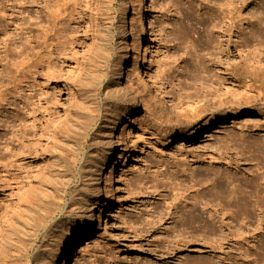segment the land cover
<instances>
[{
    "label": "rangeland",
    "instance_id": "obj_1",
    "mask_svg": "<svg viewBox=\"0 0 264 264\" xmlns=\"http://www.w3.org/2000/svg\"><path fill=\"white\" fill-rule=\"evenodd\" d=\"M109 1V7H101L100 0H0V212L11 196L18 198L14 195V174L18 169L10 175L4 168L6 113L11 110L15 114L11 123L15 130L22 115L18 98L22 62L25 56L29 58L27 63L35 58H48L51 46L47 45L52 42L56 48L52 52L56 57V77L50 88L62 115L78 112L75 124L79 126L61 129L67 132L69 142L58 152L64 161L58 169L66 171L60 173L61 177L69 179L66 187L69 201L72 194L81 197L84 191L81 179L88 168V153L95 154L99 145L95 134L104 136L110 124L108 104L119 103L118 110L126 104L131 107L116 126L113 135L116 148L101 175L100 201L93 205V218L87 231L74 246L72 264H264L261 249L264 220H258L264 216V210L254 209L256 197L250 201L255 216L251 222L228 217L226 226H220L210 216L213 210L206 205L208 195L194 207L197 214L201 213L197 223L186 222L190 196L197 194V189L207 193L210 186L208 189L205 186L209 182L190 188L186 198L173 199L179 197V182L191 185L215 172H228L243 182L264 174L261 156L243 149L242 144L258 142L264 147V86L247 78L245 89L238 75L234 76L233 72L242 68L238 54L242 47H235L240 38L236 34L232 36L231 54L217 53L218 39H213V47L205 45L188 24L192 17L203 19L207 11L205 0H148L153 30L142 40L138 8L131 14L137 19L134 37L131 25L119 21L118 0ZM214 1L219 6L227 0ZM263 1L252 0L245 11L249 20L244 25L248 38L244 50H249L251 71L254 52L264 55ZM72 6L77 9L74 21L69 16ZM54 12L61 17H54ZM257 18L263 25L261 31H257ZM196 20L195 23L199 19ZM102 26L107 30L102 31ZM122 26L132 54L131 64L120 78L114 79V58L123 46L119 42ZM28 27L33 31L25 37L23 28L28 31ZM101 36L105 41L100 44ZM25 38L31 42L25 43ZM99 44L95 55L93 50ZM259 66V71L264 70V57ZM31 70L30 80L36 75ZM146 72L154 76L160 90L151 85ZM42 79L39 77V81ZM117 86V98L107 97L108 88ZM210 87L212 93L204 97L206 88ZM197 92H200L198 99ZM124 93L132 95V100L128 101ZM10 94L14 97L10 98L11 104L4 101ZM243 94L252 100L241 106L238 116L191 134L192 126L205 121L204 117L197 120V111L212 116L217 109H229L227 102ZM190 119L194 121L188 122ZM178 129L183 139L170 140ZM165 133L169 137L165 138ZM35 152L26 161L34 169L43 165L41 154L36 156ZM226 153L230 158L221 160L219 155ZM81 166H85L84 171ZM261 181L264 189V179ZM154 183L158 184L157 190L152 186ZM54 184L55 192L51 186L50 191L30 196V200L55 212L54 207L63 197L62 192L56 191L63 188L61 180ZM105 202L102 213L100 203ZM71 207L66 204L58 217H64L62 213L67 210L73 212ZM58 217L50 224H55ZM15 230L19 242L32 237L26 228ZM43 231L42 228L39 239ZM5 257L6 261L0 260L3 264L16 260L9 253Z\"/></svg>",
    "mask_w": 264,
    "mask_h": 264
},
{
    "label": "bare ground",
    "instance_id": "obj_2",
    "mask_svg": "<svg viewBox=\"0 0 264 264\" xmlns=\"http://www.w3.org/2000/svg\"><path fill=\"white\" fill-rule=\"evenodd\" d=\"M251 1L252 0H227L225 3L218 6V3L214 0H205L204 4L207 11L205 15L203 14V19L197 18V20L199 19L197 21L194 18L197 21L196 23L194 22L195 20L193 17L192 19L194 20V23L191 22L192 19L190 22L188 20L190 29L198 32L200 39L198 40L201 41V43L203 42L205 45L211 47L215 41H213V39H218V43L216 44L218 47L217 53L222 52L224 55L231 54L230 49L232 44H234L232 36L236 34L240 38L239 43H235V47H242V49H239L238 53L241 63V66L239 67L242 68L239 72H233V74L234 76L236 74L238 75V79L242 81V87L245 89L248 88V85L246 84V80L248 79L260 82L261 86H264V70H258L260 67L259 63L263 60L264 55L259 52H254L255 55L252 56L254 70L251 71V65L248 64L250 53L249 50H244L248 45V38L244 25L247 24L249 20L245 11ZM100 2L101 7H109L111 3L109 0H100ZM263 4L262 7L264 8ZM199 5L200 4H198V6ZM72 7L73 8H71V11L69 12L70 21L75 20L77 10L76 6L75 10L74 6ZM150 7L151 3H149L148 0H118L119 21L124 24H130L131 31L134 33L135 37L137 31L135 24L137 23V19L135 20L132 18L131 14L132 10L135 12V8H138L140 12V21H138V24L142 25L141 39L144 40L146 35L152 33L153 30V23L149 17L151 11ZM206 15L207 17H205ZM53 16L56 18L61 17L58 14H55V12ZM186 20L187 19L185 18V22ZM256 21L257 31H261L263 28L262 22L259 18H257ZM25 28H23V33L25 34V37H27L33 30L28 27L29 30L27 31ZM104 30L107 29L102 26V31ZM120 34L122 37L119 42L123 43V46L120 47L119 52H117V57L114 58L116 59L114 64L115 67L113 69L114 79L116 77L120 78L125 70L129 69L131 64L132 54L126 43V30L124 29V26L120 29ZM215 34H217V36ZM258 37L262 38L260 33H258ZM96 40H98V38H96ZM99 41L101 44L102 42L104 43L105 40L101 36ZM26 42L30 43L31 39L25 38V43ZM100 44L96 50H93L95 55ZM224 44L225 47L223 46ZM54 45L55 44L52 42L47 45L51 46L49 49L50 56L48 58H41L39 60L38 58H35L31 63H27V59L29 58L28 56H25L26 60H23L22 62V78L20 79L21 86L18 93V98L21 102L20 113L22 115L18 117L19 125L15 130L11 124L15 114L11 110L6 113V145H4L6 146V161L4 168L10 175L16 172L13 173L15 168L18 169V173L16 172L14 174V178L16 179V191L14 192V195L18 198L14 199L13 196H11L0 212V260H3V262L6 261L4 260V258H6L5 256L8 253L9 255L12 254L16 257V260L14 263L11 262L9 264H72L74 246L84 232L87 231L88 224L93 218V205L100 201V179L105 166L109 162L116 148L115 142L113 141L116 126L122 117L130 112L131 108L126 104L118 110L119 106H121L119 103L111 102L108 104L106 110L109 114L108 120L110 124L104 136H101L97 132L95 134V138H97L96 140L99 145L95 154H92L91 152L88 153V168L86 169V174L83 175L81 179L84 191L81 197L72 194L69 201L68 196L70 194L66 189L69 179L64 176L61 177L60 173L63 172L66 174V171H64L63 168L61 170L58 169V165L64 163L58 152L62 146L69 142L67 132L61 129L67 130V128L74 125L79 126V124H75L78 112L74 111L71 114L66 113L65 115H62L58 109V99L54 90L50 88V82L56 77V67L54 62V58L56 57L52 54L54 49H56L53 47ZM222 46L224 48H222ZM221 62L223 63L222 60ZM221 62L218 61L219 64ZM255 63H258V66H256ZM242 64H244V66H242ZM45 68L46 70L44 71ZM30 70L32 74H36L32 80L28 78ZM145 76H148L151 85H154L160 90V86L153 75L146 72ZM39 77H43V79L39 81ZM208 86H210V84ZM256 88L257 87H254V89ZM211 89L213 88H206L207 91L204 89V97L207 94L212 93ZM118 92L119 88L117 86L114 89L108 88L106 94L109 98H117V95L119 94ZM197 93H199L197 94L198 99L200 98V92ZM124 96L128 101L133 98V96L128 93H124ZM11 97H13V95L10 94L8 98H4V101L11 104ZM188 98H191V96ZM251 100L252 99H250L249 96L243 94L241 98L227 102L230 106L228 107L229 109H217L218 111L209 117H206L208 115L202 114L200 110L197 111V120L204 117L205 121H201L203 122L201 125L198 123L195 127L192 126L191 134L195 135L196 131L208 128L215 122L221 123L227 118L238 116L242 110L241 106L243 104L251 103ZM205 110L207 109L205 108ZM194 117L195 116L192 115V118ZM79 118L81 119V116H79ZM193 121V119H190L188 122ZM179 130L180 129L174 132L175 136L171 137L170 140L174 139L175 142H177L183 139L179 134ZM164 137H169V134L165 133ZM242 144L243 149L258 152V155L263 159L264 166V147L258 142L253 145L246 144L245 142ZM33 150H36V156L38 153L41 154L43 161V165L41 164L42 167H37L38 165L35 169L28 167L26 161L27 158L31 156ZM219 157L221 160L230 158L227 153L223 156L220 154ZM80 168H82V171L85 170V166H81ZM261 179H264V174L262 176H252L247 182H243L235 179L234 176L230 175L228 172H215L213 175H207L205 179H199L191 185H185L183 182H179L180 187L179 192L177 193L179 197L176 198V195L173 199L181 200L186 198L189 196V193H186V191L190 188H193L199 183L204 185L209 182V184L205 186L207 189V186H210L207 193H200V190L197 189V194L194 192V195L190 196L192 197V199L190 198L192 201L190 205H188L190 209L188 211L186 222L189 224L197 223V219L201 218L199 216L201 213L199 212L197 214V208L194 209V207H196L195 205H197V201L206 197L205 195H208V198L206 197V205H210L213 210V212L210 213V216L213 220L217 219L220 226H226L225 218L228 217L233 221H238L241 218L251 222L255 217L253 212L255 208H260L262 211L264 210V189L261 188ZM59 180H61V186L63 189L57 184L60 190L56 191V193L59 194L62 192L61 195L63 197L61 198V196H59L62 201L60 200L58 206L54 207L55 212H52L51 210L47 211L41 205L30 200V196H36L39 192L42 194L50 191L51 186L55 192L56 187L54 182ZM152 186L157 190L158 184L154 183ZM253 197H256L257 199L255 200L254 209L250 204L251 198ZM66 204H68L69 207L73 206L71 207L73 212L67 210L62 213L64 217H58ZM173 204L175 205L176 202ZM106 205V202L102 204L100 203L102 213L105 211ZM205 206L203 207L204 209ZM56 216L58 217V220L55 224L51 225V221L53 218L55 219ZM263 217L258 220H264ZM15 228L21 230L26 228V233L30 231L32 237L28 241L19 242V240H16ZM42 228L44 231L42 238L39 239ZM230 233L232 234V232ZM13 248L18 249L12 250ZM261 249L264 253V244Z\"/></svg>",
    "mask_w": 264,
    "mask_h": 264
}]
</instances>
